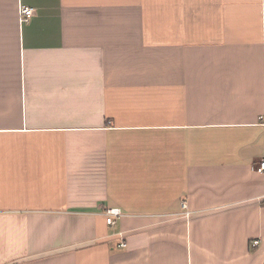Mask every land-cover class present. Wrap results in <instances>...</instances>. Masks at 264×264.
Here are the masks:
<instances>
[{
  "label": "crops",
  "instance_id": "obj_1",
  "mask_svg": "<svg viewBox=\"0 0 264 264\" xmlns=\"http://www.w3.org/2000/svg\"><path fill=\"white\" fill-rule=\"evenodd\" d=\"M263 157L264 0H0V264H264Z\"/></svg>",
  "mask_w": 264,
  "mask_h": 264
},
{
  "label": "built area",
  "instance_id": "obj_2",
  "mask_svg": "<svg viewBox=\"0 0 264 264\" xmlns=\"http://www.w3.org/2000/svg\"><path fill=\"white\" fill-rule=\"evenodd\" d=\"M35 15V11L31 7H21L19 10V20L21 23H29L30 19ZM259 165L254 168V170L258 173H264V157L260 160ZM182 212L184 219L190 220L192 218V213L189 211L188 203L184 202L182 204ZM105 216H106V223L109 227L115 226L118 222V220L123 217V213L121 212L120 209L117 208H111L107 209L105 211ZM120 249H126L128 244H126V241L124 238H122L121 242L119 243ZM259 245V242H254L252 244L253 247H257Z\"/></svg>",
  "mask_w": 264,
  "mask_h": 264
}]
</instances>
